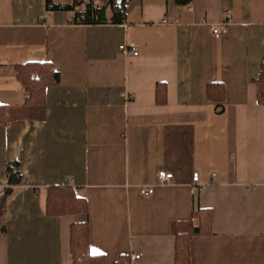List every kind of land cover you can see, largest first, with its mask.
Instances as JSON below:
<instances>
[{
	"label": "crops",
	"instance_id": "1",
	"mask_svg": "<svg viewBox=\"0 0 264 264\" xmlns=\"http://www.w3.org/2000/svg\"><path fill=\"white\" fill-rule=\"evenodd\" d=\"M96 3L85 22L74 21L84 3L0 0V194L8 163L26 181L5 204L0 264H71L77 222L107 264H175L176 234L199 224L201 208L212 231L192 237L191 264H264V0H130L121 23L109 8L95 20ZM228 15L229 32L214 36ZM31 61L60 75L42 106L26 104L18 76ZM209 83L226 87L221 113ZM159 170L173 180L142 195ZM195 171L202 191L191 189ZM63 185L86 198V213L47 214L48 188Z\"/></svg>",
	"mask_w": 264,
	"mask_h": 264
},
{
	"label": "trees",
	"instance_id": "2",
	"mask_svg": "<svg viewBox=\"0 0 264 264\" xmlns=\"http://www.w3.org/2000/svg\"><path fill=\"white\" fill-rule=\"evenodd\" d=\"M97 0H71L67 4L48 3L49 7L65 8L74 10L84 3L83 11H76L74 21H92L90 6ZM95 4V20L104 22V12L107 8L111 10V19L113 23H121L126 14V8L130 0H99ZM178 4L187 5L192 0H176ZM85 18H83V17ZM92 16V17H91ZM82 18V19H81ZM18 76L22 81L26 92V104L30 106H42L46 100V90L51 85H56L60 81L59 71L50 61H31L17 67ZM260 91L259 98L264 100V60L262 74L259 78ZM207 99L216 103L218 112L225 109L226 87L221 83H209L206 87ZM167 100L166 88L164 84H158L157 101L164 103ZM5 109L0 108V122H4ZM8 185L0 194V224L5 211V204L8 197L15 187L25 184V175L22 172L19 162H10L7 164ZM88 210V204L85 197L80 196L77 190L70 185L50 187L47 190L46 212L50 216H60L69 214H82ZM193 217L199 219L198 225L191 224L186 231H180L176 234V258L175 264H191L190 242L193 236L208 234L212 231L213 213L208 209H197L193 212ZM71 249L73 261L71 264H107L103 255L93 254L90 250V229L87 222H77L71 227ZM127 256H121L113 264H126Z\"/></svg>",
	"mask_w": 264,
	"mask_h": 264
},
{
	"label": "built area",
	"instance_id": "3",
	"mask_svg": "<svg viewBox=\"0 0 264 264\" xmlns=\"http://www.w3.org/2000/svg\"><path fill=\"white\" fill-rule=\"evenodd\" d=\"M231 25H232V19L228 15L224 21L211 24L210 28L214 36L222 37L229 32V28ZM119 47L126 54H133V55L138 54V50L135 47H129L128 45L125 44H122ZM126 98L129 99V96H126ZM173 178H174V174L172 172L167 170H159L157 173V181L153 184L141 185L139 187L140 192L142 195L150 196L154 193L155 188L158 185L169 184L173 180ZM204 187L205 184L201 182L200 173L198 171H195L192 175L191 189L197 192V191H202ZM139 258H140V254L131 255V260H135Z\"/></svg>",
	"mask_w": 264,
	"mask_h": 264
}]
</instances>
